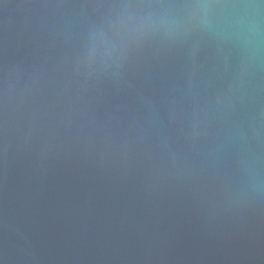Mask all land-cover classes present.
<instances>
[{
	"label": "water",
	"instance_id": "95a60500",
	"mask_svg": "<svg viewBox=\"0 0 264 264\" xmlns=\"http://www.w3.org/2000/svg\"><path fill=\"white\" fill-rule=\"evenodd\" d=\"M0 264H264V0H0Z\"/></svg>",
	"mask_w": 264,
	"mask_h": 264
}]
</instances>
